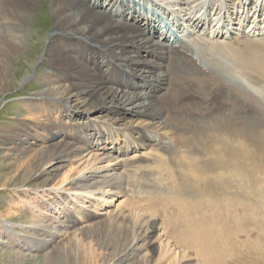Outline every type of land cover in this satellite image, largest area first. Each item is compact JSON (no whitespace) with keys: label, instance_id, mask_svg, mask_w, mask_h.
<instances>
[{"label":"bare ground","instance_id":"6f19581e","mask_svg":"<svg viewBox=\"0 0 264 264\" xmlns=\"http://www.w3.org/2000/svg\"><path fill=\"white\" fill-rule=\"evenodd\" d=\"M40 1L0 0L2 77L9 75V61L27 52L29 35L23 27L34 23L30 7L36 9ZM159 1L168 5L167 10L147 0L52 1L44 18L52 16L54 21L39 58L44 69L40 79L49 87L29 99L26 111L35 115L38 110L57 109L53 114L57 117L65 106L86 121L80 122L84 125L80 129L79 118L72 120L75 136L52 129L39 138L29 128L22 154L38 147L35 174L50 181L42 190L61 191L73 199L78 193L67 190L77 183L75 190L93 201L100 200V193L122 191L124 199L100 213L106 226L95 223L105 228L99 238L113 237L116 232H108L119 230L113 245L123 246L125 259H135L130 264H200L199 255H206L210 241L217 252L209 251L206 263L225 264L219 253L230 252L226 249H232L236 238L229 242L228 235L240 233L251 237L244 242L249 264H262L264 0ZM187 35L203 44L193 46L188 41L194 39ZM17 71L18 84L29 77L24 66ZM69 74H77V79ZM100 115L118 130L104 125ZM128 125L136 127L134 133L123 132ZM143 165L142 173L149 176L143 186L147 209L157 205L174 209L169 226L175 227L179 219L181 229L175 230V237L181 234L179 244L171 239L160 214L144 213L131 200L133 184L140 175L143 179ZM54 180L58 183H51ZM214 192L227 193L228 198L219 197L216 203ZM238 192L243 193L232 195ZM73 224L52 231L40 223L44 237L34 248L58 250V245L72 240L70 233L78 245L79 236L68 230ZM77 245L71 248L75 264L78 260L92 264L91 257L99 253ZM192 247L197 252L190 255ZM230 255H235L231 264H243L238 252Z\"/></svg>","mask_w":264,"mask_h":264},{"label":"rangeland","instance_id":"374dc122","mask_svg":"<svg viewBox=\"0 0 264 264\" xmlns=\"http://www.w3.org/2000/svg\"><path fill=\"white\" fill-rule=\"evenodd\" d=\"M52 1L53 0H42V2L40 1L36 9L35 7H30L31 13L34 14V17L36 19L31 25H25L23 27L24 29H26L25 32L29 35L28 40L26 41L28 50L24 55H20L19 58H15L9 61V75H7L6 77H2L0 74V264H75L73 255L71 254V248L73 246H76L77 244L75 240L73 242V238L71 237L73 236V234L71 233V235L69 234V237L72 240L68 241L69 243L67 242L64 245H58V250L48 248L46 249V247H38L36 249L34 248L39 244V240L44 237L42 228L44 230L51 229L52 231H58V229L60 228H65L66 223L71 221H75V224L70 226L68 230L71 229L70 231L72 233H76L77 236H79L78 238H80V240L78 241L77 246H79L80 248L85 246L84 248H86L87 250H94L99 253L98 255L96 254L97 258L95 256L91 257L92 264H127V262L129 264L132 262L134 263L135 259H125L124 257H122L123 255L121 251L123 249V246H116L118 238L116 239L117 236L114 235H116L119 230L114 228L113 230H111L112 232H108V234L111 235L116 232L113 237L110 236L105 239L99 238V233L105 228H97V223H95V220H99L101 221V227L106 226L107 219L100 213L101 211L104 212L114 209L116 205L124 199L125 196L124 194H122V191L119 188H115V191L117 192L114 194L104 193L105 195H100L102 194L100 193L98 195L100 197L99 201L89 200L84 195L80 194L83 192L75 190V187L78 186L77 183H74V188L69 187V183L65 185L70 188V190L67 191L78 193L76 194V198L73 199H68L61 191L57 193L49 191L47 189L42 190L48 184H50V181H47L49 179H47L44 175L35 174L38 168V161H35L34 157L38 158V156L40 155V153L39 155H37L38 152H36L38 147H36L35 152H24V154H22V146H24L22 144L23 140L30 138H26L29 128H33L35 131L31 130V132H35V134H37L39 138H42L44 135H50L49 130H51L52 132V129H54L55 132H59L62 129L67 133V135L70 134L75 136L76 134L72 129L73 127H71V122L72 120L76 119L75 117L79 118V122L77 121L78 127L80 129L84 128V125L80 124V122H83L85 120L84 115L82 114L81 116H74L70 111H66L65 106L59 109V115H57V117L53 115L54 113H57V109L55 112H44L42 110H38L35 115H30L26 111L29 99L36 96L40 91L45 90L46 87H49L46 81L40 79V74L44 72V69L42 66L43 62L40 61L39 58H41L47 47L49 33L52 28V22L54 21L52 16H45L44 18V14L49 13L50 9L52 8ZM147 1L153 4L156 3V6L158 5L157 7L159 9L167 10L168 5L163 4L159 0ZM45 2H47L46 5L44 4ZM46 19L48 21H45ZM210 29V27L207 29V33L211 31ZM183 31L184 29H182V33ZM190 37L193 38L194 41L190 40L188 42H192L191 44L193 46H197V43L203 44V41L199 40L198 38H194L189 35L185 36L186 39ZM20 66H24L26 73L29 74V77H27L24 82H20L18 84L17 77L19 71H17V69ZM35 75L38 78L34 80ZM69 76L73 80L77 79V74H69ZM189 85L192 84L189 83ZM188 95H186L180 101L185 100ZM77 105L78 104H74V106ZM219 105L222 106V104ZM83 111H86V109ZM60 114H62V116ZM100 116L101 117L98 118L104 125L110 126L115 131L118 130L116 129V126H114L116 125L115 123L109 122V120L105 121V115ZM128 126L129 127H123L124 131H121L128 133L133 132L136 129V127L134 128L133 125ZM5 148H8L10 150L5 153ZM50 149L51 148H48L46 150L48 151ZM11 152L13 153L12 155L16 153L22 155L16 156L17 158L13 157L12 155L5 156L11 154ZM31 157L33 158L32 161ZM166 159L167 157L165 156L164 162L166 161ZM144 165L140 168L141 173L143 172ZM175 174L178 173L175 172ZM142 176L143 179L141 178V175L138 179H136L137 181H135V183L137 182V185L134 182V184L130 182L131 186L132 184L134 185L132 186V194L135 193L133 196H130L131 200L136 205H139V207H141L140 209L144 211V213L152 214L154 216L160 214L161 218L163 219H161L162 224L166 223L169 228V222L171 217L173 216V213L171 212L174 209H170L169 207L163 208L160 205H157V207H152L155 208L153 210L152 208L147 209V202L149 200L146 196V187L144 189L143 186H146L149 180V176L145 172L142 173ZM170 179L174 180L175 178ZM55 181L58 180H54L51 183L57 184L58 182ZM141 182L143 183V185ZM138 184L140 185V188H138ZM80 186L83 188L86 187L82 185ZM239 193L243 192L233 193L232 195ZM226 194L227 193H215L214 197L216 203L219 197L223 199ZM80 219L82 221L76 223V221ZM88 221L91 222L88 223ZM40 223H46L48 226L40 228ZM85 223L87 224V227L84 226ZM208 223L210 224L211 222ZM1 224H3V228L1 227ZM174 224L175 227H170V229H167L169 232L171 231L170 235L172 237V240L176 234L175 230L177 228L181 229L179 219L176 218ZM4 225L9 226L10 230L8 231L4 227ZM245 226H247L248 228H252L249 225ZM82 232L85 236L82 234ZM235 238L236 242L233 245L232 249L227 248L226 251L238 252V256L242 263L249 264L251 261L247 257L249 256V253L245 249L244 242L248 239H251V237L248 235H243V233H240L238 236H236V234H229L227 237L229 242H232ZM180 239L181 234L174 238V240L178 241V244L180 243ZM90 240L91 242H89ZM82 243L84 245H82ZM114 243L116 244L113 245ZM214 244L215 243H213V241H210L208 246H206L207 250H209L210 253L213 254L217 252V249H213L212 247V245ZM101 245L106 246L100 247ZM234 247H237L238 250H233ZM196 249V247L190 248L189 250L192 254L190 253V251L189 254L193 255L195 252H197ZM209 251L206 253V255H199L200 259L199 261L197 260L198 263L207 264L205 258L209 256ZM230 252H226L223 254L219 253L220 256L223 255L225 264H231L235 261L232 258H235V255L231 257ZM64 258L69 261L65 262ZM229 259L233 261H230ZM78 264L84 263H82L81 260H78ZM262 264H264V260L262 261Z\"/></svg>","mask_w":264,"mask_h":264}]
</instances>
